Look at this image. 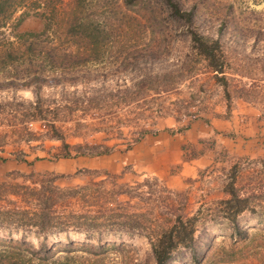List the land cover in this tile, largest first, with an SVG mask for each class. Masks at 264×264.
<instances>
[{
    "label": "rangeland",
    "instance_id": "rangeland-1",
    "mask_svg": "<svg viewBox=\"0 0 264 264\" xmlns=\"http://www.w3.org/2000/svg\"><path fill=\"white\" fill-rule=\"evenodd\" d=\"M194 1L198 4L194 28L220 39L226 51L231 98H227L225 87L215 80L212 70L193 49L187 37L193 28L189 24L162 10L138 16L123 0H100L98 13L79 14L69 28L60 29L54 21L46 29L94 31L101 40L96 53L86 50L88 44H68L67 37H63V51L55 63L58 68L48 67L49 79L38 97L35 88L15 89L3 84L0 77V158L22 157L27 162L23 171L9 175L10 171L0 168V183H21L22 175L47 173L57 176L56 184L61 187L85 186L93 179L105 180L108 187L135 186L147 178H159L143 176L129 164L122 166L120 159V168L104 160L95 168L76 169L68 160L78 156L58 157L63 153V141L52 137V126L72 146L74 155V146L78 145H108L114 147L113 151L124 152L143 132L161 130L166 119L182 125L164 130L178 132L190 120L201 119L210 124L212 118L229 116L237 102L249 103L264 118V0ZM46 23L44 17L31 14L11 30L38 33L45 30ZM40 97L45 113L50 111L43 116L37 111L34 122L28 119L23 124L33 132V140L21 138L15 130L21 123L15 115L30 109L19 102H34ZM214 137L206 140L209 147L215 148L213 164L185 179L180 188L159 178L160 184L170 190L190 192L188 209L192 214L200 208L203 211L195 243L178 250L167 264H264V154H231L218 146ZM37 159L49 160L54 169L44 171L28 165ZM237 163L240 187L244 192L256 191L259 196L252 203L256 211L241 214L238 225L224 218L214 204L225 197L220 170H229ZM119 200L126 202L128 196ZM130 201L131 206L125 211H137L140 201ZM72 202L76 209L84 207L76 199ZM9 237H25L29 246L35 248L46 244L51 249L45 254L50 263L155 264L148 238L136 231L114 228L87 235L71 229L44 238L35 232L0 226V239ZM3 244L0 242V250Z\"/></svg>",
    "mask_w": 264,
    "mask_h": 264
},
{
    "label": "trees",
    "instance_id": "trees-1",
    "mask_svg": "<svg viewBox=\"0 0 264 264\" xmlns=\"http://www.w3.org/2000/svg\"><path fill=\"white\" fill-rule=\"evenodd\" d=\"M100 0H0V77L3 84L16 88H35L36 96L48 81V67L55 65L63 51L60 44L63 37L66 43L88 44L86 50L96 53L101 40L98 33L90 30H46L52 22L58 27L69 28L79 14L89 11L98 13ZM123 4L132 7L138 16L154 15L164 11L177 21H184L192 28L187 35L193 49L214 73V78L225 87L227 98H231L227 69V54L218 38L205 35L194 28L197 3L194 0H123ZM19 17L16 15L21 12ZM37 14L47 23L45 30L35 33H16L17 25L28 15ZM79 37V38H78ZM2 84V85H3ZM27 104L29 111L17 113L20 126L16 128L21 138L33 140L30 128L23 125L27 120L34 122L38 116L46 115L45 106L40 97L38 101L19 102ZM19 115V116H18ZM47 128V124L43 125ZM59 131L52 126L49 132L53 138L63 141L62 154L58 157L101 156L109 154L114 147L98 145L83 147L74 146L76 154H72V146L65 138L56 134ZM148 132H143L127 146L130 149ZM93 151L88 152L87 150ZM39 159V158H38ZM37 159V160H38ZM19 162L26 161L20 157ZM240 164H234L231 169L222 168V192L225 197L214 204L223 217L238 225V218L246 211H256L253 202L258 199L256 191L244 192L240 187ZM208 168L207 170H209ZM215 169L213 166L212 170ZM109 175V174H108ZM57 176L51 173L35 176L22 175L23 181L0 183V226L11 227L18 231L35 232L44 238L53 233L67 232L71 229L87 235L102 232L104 229L136 231L145 235L152 248L155 264H167L181 248L191 247L195 243V235L202 217V208L196 214L189 211V194L187 191L170 190L160 184L159 178H147L135 186L115 184L106 185L105 180L85 186L61 187L56 184ZM148 188V190H144ZM123 195L128 201L119 202ZM83 202L84 207H72V200ZM138 199L141 205L137 211H125L131 206V201ZM4 248L0 250V264H65L50 263L45 254L51 252L46 244L39 248L29 246L25 237L17 240L13 237L1 238ZM33 245V244H32Z\"/></svg>",
    "mask_w": 264,
    "mask_h": 264
},
{
    "label": "crops",
    "instance_id": "crops-1",
    "mask_svg": "<svg viewBox=\"0 0 264 264\" xmlns=\"http://www.w3.org/2000/svg\"><path fill=\"white\" fill-rule=\"evenodd\" d=\"M181 125L177 120L166 119L161 130L147 133L127 151L115 149L106 156L91 158L78 156L68 160V163L76 169H91L98 167L104 160L113 165L117 164V168H120L121 162L122 166L129 164L143 176H157L167 180L172 187L180 188L185 179L195 176L200 169L213 164L215 148L209 147L206 140L214 135L218 146H222L231 154L252 157L264 154V118L259 110L249 103L237 102L229 116L212 118L210 124L197 119L183 124V128L178 132L164 130ZM25 164L27 162H19L14 158H0V168H3L4 172L10 171L8 175L14 171H23ZM28 165L44 171L54 169V164L47 159L35 160Z\"/></svg>",
    "mask_w": 264,
    "mask_h": 264
}]
</instances>
